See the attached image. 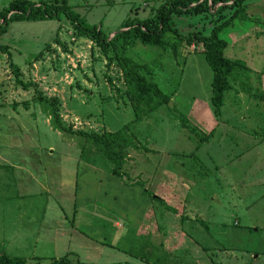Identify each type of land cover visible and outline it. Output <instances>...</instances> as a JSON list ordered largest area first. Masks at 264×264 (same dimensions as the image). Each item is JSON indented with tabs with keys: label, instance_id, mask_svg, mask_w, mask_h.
Here are the masks:
<instances>
[{
	"label": "rangeland",
	"instance_id": "1",
	"mask_svg": "<svg viewBox=\"0 0 264 264\" xmlns=\"http://www.w3.org/2000/svg\"><path fill=\"white\" fill-rule=\"evenodd\" d=\"M11 1L0 0V11ZM164 1L70 0L69 3L88 24L100 26L105 34H115L124 22L151 16ZM244 13L247 19L238 18L232 26L223 29L219 37L227 42L224 56L245 62L249 77L246 79L238 73L230 79L232 89L223 93L218 117L211 105L209 76L212 73L203 60L201 46L180 43L173 52L134 41L126 50L129 58L144 66L147 78L170 97L184 125L167 106H160L143 121L133 124L121 70L115 62L106 65V59L92 39H76L65 17L59 21L10 22L6 32L0 35V42L9 46L10 54L0 49V123L7 119L5 134L0 135V255L23 257L26 264H49L62 258L79 264L75 250L87 245L86 241H81L85 238L81 232L85 234L86 230L80 221L79 205L83 196L91 193L84 195L82 189H76L75 174L70 178L62 153L80 156L82 162L94 164L109 174L112 169L98 145L82 137L61 134L53 128L50 106L37 103L33 88L24 91L14 83L8 65L10 56L22 72L21 80L40 85V90L46 89L42 91L46 96L56 94L65 127L113 133L126 124L129 126L131 131L126 136L132 147L117 143L114 149L126 158L123 170L127 179L141 184L134 188L138 198L156 196L173 210H183V215L189 216L193 208L188 199H197L195 190L202 191L200 200L193 204L199 212H204L201 220L196 218L197 227L185 224L183 215L174 216L178 217L176 219L172 216L168 218L167 231L152 241L164 243L166 255L178 254V260L183 258L175 264L187 262V258L197 264H264V0H247ZM202 17H181L179 26L183 28L177 26L184 34L192 30L209 34L211 24L207 19L200 21ZM57 30L63 36L61 45L70 47L71 51L48 52L51 57L43 59L47 71L32 68L31 62L39 61V53L54 43ZM69 32L72 35L69 36ZM172 40L175 41L170 38ZM109 55L113 56L114 52L110 51ZM107 79L111 80L110 84ZM17 146L50 148L57 168L63 171L61 179L51 180L48 176L45 182L34 184L20 171L26 166L15 163L21 156L11 150ZM41 156L47 159L44 154ZM47 164L52 165V162L46 160ZM45 184L50 197L55 199L54 203L51 200L46 217H59L62 210L67 222L74 212L72 222L76 230L72 240H77L75 248L66 240L61 244L56 241L55 250H43L45 247L36 241L37 234L25 235L21 231L23 225L43 218L41 206L46 198L40 194ZM102 187H105L104 182ZM110 190L114 195V187ZM104 192L105 189L101 194ZM63 193L71 196L62 197ZM91 205L89 202L88 206ZM97 205L102 212L88 211L85 217L93 222V227L104 228L100 235L103 236L111 230L109 219L115 217V197ZM140 211L144 212L139 207L135 213L140 218L138 223L141 222L135 242L147 244L149 240H145ZM28 212H33L35 219ZM169 213L176 215L171 210ZM110 234L113 240L114 235ZM179 245L182 249L175 251ZM193 245L199 247V251L193 252ZM32 246L36 248L34 252Z\"/></svg>",
	"mask_w": 264,
	"mask_h": 264
},
{
	"label": "trees",
	"instance_id": "2",
	"mask_svg": "<svg viewBox=\"0 0 264 264\" xmlns=\"http://www.w3.org/2000/svg\"><path fill=\"white\" fill-rule=\"evenodd\" d=\"M246 2L247 0H166L156 8L155 13L151 16L137 21L124 22L120 27L122 31H117L110 38L101 30L100 26L88 24L84 18L74 12L72 6L68 5L67 0H39L38 2L12 0L5 9L0 11V18L4 20V24L0 26V35L6 32L10 22L59 21L63 16L71 25L75 36L87 37L94 41L106 59L107 66L111 62H115L121 70L123 82L126 86L125 95L134 116L133 124L140 123L160 106H167L174 116L179 119V123L184 125L183 117L175 109L170 97L165 95L156 83L147 78V75L143 72L144 66L129 58L126 55V50L134 45V41H138L144 46L169 48L173 52L176 51L180 43H186L193 47L201 46L205 62L213 74L211 105L214 115L218 117L221 111L223 93L232 89L230 79L238 73H241L246 79L249 77V68L246 67L245 62L230 60L224 56L227 42L219 37L221 31L232 26L238 18L247 19L244 13ZM8 14L10 16L7 18ZM194 15L203 16L200 21L204 19L209 21L211 24L209 34H204L198 30H192L184 34L179 30L178 26L182 24L181 17ZM175 19L178 20L177 23ZM180 28H183V26ZM170 38H174L175 41H170ZM0 49L3 53L9 54L6 46L0 45ZM110 51L114 52L113 56L109 55ZM8 65L17 86L24 91L33 88L37 103L50 106L49 116L54 129L61 132V134L82 137L98 145L101 154L112 165L110 171L112 176L121 180L128 187L141 185L138 181L131 182L127 179L123 170L126 158L114 149L117 143L124 147H132L126 136L131 131L127 124L113 133L75 131L72 128L65 127L58 110V99L55 96L48 97L44 95L35 83L21 80L20 71L12 63L10 56ZM107 81L109 84L111 83L110 79H107ZM190 131L193 134L196 133L194 129ZM169 210L181 215V211L177 212L171 208ZM0 264H26V262L20 257L1 254ZM49 264L77 263L62 258L53 260Z\"/></svg>",
	"mask_w": 264,
	"mask_h": 264
},
{
	"label": "crops",
	"instance_id": "3",
	"mask_svg": "<svg viewBox=\"0 0 264 264\" xmlns=\"http://www.w3.org/2000/svg\"><path fill=\"white\" fill-rule=\"evenodd\" d=\"M27 1L38 2L39 0H27ZM67 1H68V5L72 6L69 3L70 0ZM59 32L61 31L57 30V37L55 38L54 43H52L50 46H47L46 48L43 49L42 52L39 53V57H37L40 58L39 61L35 60L31 62L32 68L37 70L41 69V71H47L44 68L45 61H43V59L51 57L48 52L50 51L55 52V49H58L60 51L64 49L63 52L71 51L69 50L70 47L66 48L67 46L61 45V43H63L62 41L64 40H61L63 39L62 38L63 36L60 35ZM68 34L69 36L72 35V33L70 32ZM107 35L112 37L114 36V33H109ZM80 38L82 37H78L76 39H80ZM71 40L74 42L75 41L74 37L71 38ZM0 45L6 46L7 49L9 50V46L7 44L0 42ZM43 52H47V53L45 55H42ZM203 60L205 62L204 57ZM20 73L22 72L20 71ZM205 76H207L206 73ZM210 76H209V81L211 83L213 79V74L211 77ZM43 90L45 91L46 89ZM52 91L55 92L54 88ZM52 95L56 96V94H50V96L48 95V97H51ZM64 105L66 107L67 103L64 102ZM0 124L2 126V129H0V135L3 133L5 134L7 119L1 120ZM211 138H213V136ZM24 148L26 147L17 146L13 148V150L11 151L12 152L16 151L19 153L21 158L16 159L17 161L15 163L18 164L19 162L20 166L22 167L26 166L25 170H20V171H24L29 176V179L33 181L34 184H38V183L40 184L42 183V181L45 182L48 176L51 177V180H58V178L61 179L63 171H61L62 170L61 168L59 169L57 168L55 158H53L54 152L50 150V148L48 149L45 148L24 149ZM2 151H4L3 148L1 152ZM43 154L46 156L47 159H44V157L41 156ZM62 154L64 155L65 161H67V164H65L64 167L68 169L69 171L68 174L70 175V178H72L73 173L75 174L74 182L76 189L77 190L79 188L82 189L83 191L82 194L84 195L87 192L91 193L90 196L89 195L83 196V198L80 200L81 203L79 205L80 213H81L80 221H82L83 223L82 226L84 227V230H86L85 233L86 235L83 234V231L81 232V234L85 237L81 241H86L87 244L85 248L83 246L82 248L78 246V248H80L81 251L78 248L75 250V252H77L79 256V264H175V262L183 259L180 258L178 260L177 258L178 254H173L172 256H169L168 254L166 255L165 254L166 247L164 243L162 244L161 242H158V244H156L152 242L153 240L154 241L156 240L155 236L157 235L162 236L167 231V229L169 228V221H170L168 218L172 216L173 217L178 216V214L173 215L169 213V208L171 207H168L167 204H165L162 199L156 198V196H151L150 198H144V199H142L143 197L138 198L137 193L134 191L135 190L134 188H137L138 186H132V187L126 186L121 180L117 179L116 177H113L111 174L97 169V167H95L94 164H93L94 166L93 165L91 166L85 162H82L81 158H79L80 156H75L74 154L69 152H65ZM24 156H26L27 158H24ZM46 160H50L52 162V165L51 164L45 165ZM68 162L72 164H68ZM79 179L80 182H78ZM102 182L105 183V187H102ZM110 187H114L115 189L114 195L110 194L109 192L111 191ZM47 189L48 187L45 184L43 189V194L42 195L40 194V196L46 198L45 204L41 206L44 209L43 218L41 217L39 222H37L34 213L28 212L29 214L30 213L32 214V216L34 217L33 219L35 220H33V222H31L30 225L28 224L23 225L25 230L22 228L21 231L25 235L37 234L38 240L36 241H39L42 247H45L43 250L45 249L48 251L51 249L55 250L56 249L55 244L57 243L56 241H58L61 244L62 242L64 243L66 240L69 243H72L75 248L74 243L77 242V240L74 241V238L72 240L73 231L76 230L74 229L75 225H73L72 222L74 212L72 213L71 219L68 217L67 222H65L66 216L64 214V211L62 212V210H60L58 213L59 217H55L53 215L51 217H46L49 214L47 210L50 209V203L51 200L53 199L52 197H50V191ZM104 189L105 192L102 195L101 192ZM201 192L202 191L200 190H195V196L197 195V199L195 200H200ZM62 195H63L62 197H64L65 195H70V193L69 194L63 193ZM114 197H115V217L109 219V221H111L109 225L111 230L108 233H106V235L100 236L101 232L104 231V228L101 227L100 225L98 227H93L94 225L93 222L87 220L86 215L89 214L88 211H93V212L95 211L97 213H101L102 210L98 208L97 204H105V202L112 200ZM193 199L190 198L188 199L190 203L192 202L193 214L187 216V214L183 215V210H178V211H181V216L183 215V221L185 222V224L186 222L189 224L191 223L190 224L191 227L193 226L196 228L197 225L199 224V222L196 221V218H199L201 220V218H203L204 216V212H199L198 207L196 205H193L195 203V200ZM54 202L55 199H53V203ZM89 202L92 203L91 206H88ZM139 207L144 210V212L140 211L139 213L142 212L143 214V222H144L143 229L145 231V240H149V243L147 244H139V243L137 244L135 242L138 230L140 228L139 225L141 224V222L138 223V220L140 218H138V215L135 214L138 212ZM72 208L74 211V204L73 207L71 206V209ZM25 209H27V207H25ZM178 217H174V218L176 219ZM202 223L204 224L205 222L203 221ZM100 224L102 225L103 222L100 221ZM110 232H112V234L114 235V236L112 235L113 240H111L110 238L111 237ZM183 232L189 234L186 230H183ZM160 236H158V238ZM180 249H182V245H179V248L175 249V251ZM195 249H198L199 251V247H194L193 245V247H191V250L195 252ZM32 250L34 252L36 248L32 246ZM167 259H169L170 262H168ZM177 264H197V262H195L191 258H187V262H180Z\"/></svg>",
	"mask_w": 264,
	"mask_h": 264
},
{
	"label": "built area",
	"instance_id": "4",
	"mask_svg": "<svg viewBox=\"0 0 264 264\" xmlns=\"http://www.w3.org/2000/svg\"><path fill=\"white\" fill-rule=\"evenodd\" d=\"M11 14V13H10ZM10 14H8L7 18L10 16ZM4 24V20L2 18H0V26Z\"/></svg>",
	"mask_w": 264,
	"mask_h": 264
},
{
	"label": "water",
	"instance_id": "5",
	"mask_svg": "<svg viewBox=\"0 0 264 264\" xmlns=\"http://www.w3.org/2000/svg\"><path fill=\"white\" fill-rule=\"evenodd\" d=\"M122 31V30H121Z\"/></svg>",
	"mask_w": 264,
	"mask_h": 264
}]
</instances>
